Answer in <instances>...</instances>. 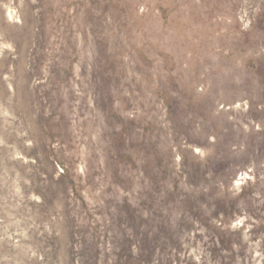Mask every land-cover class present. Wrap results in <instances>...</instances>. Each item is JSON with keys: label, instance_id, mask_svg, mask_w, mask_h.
<instances>
[{"label": "rangeland", "instance_id": "1", "mask_svg": "<svg viewBox=\"0 0 264 264\" xmlns=\"http://www.w3.org/2000/svg\"><path fill=\"white\" fill-rule=\"evenodd\" d=\"M0 264H264V0H0Z\"/></svg>", "mask_w": 264, "mask_h": 264}]
</instances>
